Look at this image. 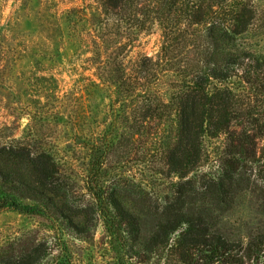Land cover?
<instances>
[{
  "label": "trees",
  "instance_id": "trees-1",
  "mask_svg": "<svg viewBox=\"0 0 264 264\" xmlns=\"http://www.w3.org/2000/svg\"><path fill=\"white\" fill-rule=\"evenodd\" d=\"M95 1L103 16L96 30L98 48L105 50L111 28L116 32L110 35L127 40L124 47L115 44L114 56L100 62L102 84L115 102L137 98L143 120L128 127L134 137L150 136L156 145L162 141L160 173L178 180L163 195L125 176L97 189L105 186L99 178L108 170V152L103 151L86 182L92 199L78 204L73 201L77 182L50 152L24 139L2 142L0 213L29 215L42 227L10 240L0 249V264H76L66 235L88 240L97 222L112 219L137 236L143 222H155L149 247L174 252L181 264L199 259L259 264L264 232L231 241L217 229L231 209L229 201L248 190L241 186L242 174L254 160L252 149L264 141V122L251 105L253 97H264V52L248 42L259 15L256 0ZM156 23L162 33L159 54L140 56L128 68L121 53ZM160 84L166 85L167 96ZM156 119L164 126L152 129L146 122ZM222 136L226 145L213 156L204 139ZM121 143L106 148L118 149ZM210 161L218 164L221 175H203V182L190 177Z\"/></svg>",
  "mask_w": 264,
  "mask_h": 264
},
{
  "label": "rangeland",
  "instance_id": "rangeland-1",
  "mask_svg": "<svg viewBox=\"0 0 264 264\" xmlns=\"http://www.w3.org/2000/svg\"><path fill=\"white\" fill-rule=\"evenodd\" d=\"M256 5L259 15L248 42L253 50L264 52V0H256ZM101 12L95 0H0V143L24 139L50 152L77 182L73 201L78 204L92 199L86 182L89 174L96 171L93 161L103 151L108 152V170L99 178L105 186L97 189L125 176L163 195L178 180L160 173L162 141L156 145L150 136L132 135L128 126L143 120L137 98L115 102L114 95L102 84L100 62L114 56L111 52L115 44L124 47L127 40L110 35L116 32L111 26L105 50L98 48L96 30L103 17ZM161 35L159 25H151L128 52L122 50L124 64L131 68L140 56L156 57L162 46ZM159 87L167 96L166 85ZM252 100L258 119L264 122V97ZM146 123L152 129L164 126L157 119ZM168 125L165 123V127ZM121 139L118 149L106 148H115ZM225 145V136L204 139L206 150L213 156ZM263 146L264 141L257 142L251 153L254 160L242 174L241 186L248 190L229 201L231 209L224 212L217 227L231 241L264 232ZM26 170L23 168L22 173ZM203 175L218 177L221 170L210 161L190 177L203 182ZM154 223L143 222L137 236L134 231L125 232L130 227L124 223L100 220L90 239L68 234L65 238L76 264H181L174 252L149 247ZM41 227L42 223L29 215L0 213V249L10 240L23 238ZM194 264L207 263L199 259ZM259 264H264V258Z\"/></svg>",
  "mask_w": 264,
  "mask_h": 264
}]
</instances>
